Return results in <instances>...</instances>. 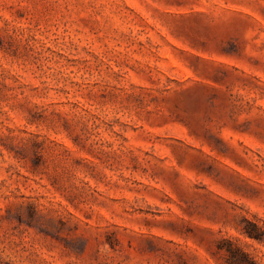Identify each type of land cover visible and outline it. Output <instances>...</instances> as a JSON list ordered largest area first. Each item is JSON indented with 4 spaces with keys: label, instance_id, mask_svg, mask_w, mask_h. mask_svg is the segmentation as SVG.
<instances>
[{
    "label": "rangeland",
    "instance_id": "rangeland-1",
    "mask_svg": "<svg viewBox=\"0 0 264 264\" xmlns=\"http://www.w3.org/2000/svg\"><path fill=\"white\" fill-rule=\"evenodd\" d=\"M0 264H264V0H0Z\"/></svg>",
    "mask_w": 264,
    "mask_h": 264
},
{
    "label": "trees",
    "instance_id": "trees-1",
    "mask_svg": "<svg viewBox=\"0 0 264 264\" xmlns=\"http://www.w3.org/2000/svg\"><path fill=\"white\" fill-rule=\"evenodd\" d=\"M243 233H245L246 235H248L251 238H258V231L257 230H248L246 229Z\"/></svg>",
    "mask_w": 264,
    "mask_h": 264
}]
</instances>
